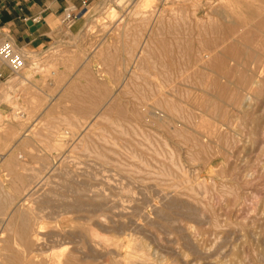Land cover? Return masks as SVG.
I'll return each mask as SVG.
<instances>
[{
    "label": "rangeland",
    "instance_id": "1",
    "mask_svg": "<svg viewBox=\"0 0 264 264\" xmlns=\"http://www.w3.org/2000/svg\"><path fill=\"white\" fill-rule=\"evenodd\" d=\"M111 1L91 0L85 19L74 25L70 31L59 28L55 32L53 43L43 50V53L38 54L26 51L30 60L33 63L36 62L33 64L34 68L40 64L42 70L37 69L35 70L36 73L32 70L34 68H30L31 65H27L19 73L20 77L11 76L5 83H0V138L4 141L6 137L12 135L11 129L17 128L18 130L15 135V137H18H13L14 140L10 139L11 143L5 149L2 148L0 142V154L5 155L6 158L10 151L15 150V147L19 149L24 144H27L25 154L22 153L20 155L23 157L20 162H25L24 164L30 163V166H27L25 170H17L16 175L22 176L19 178L9 174V170H5L2 166L0 167V180L3 184L5 183V188H9V193H13H10V196L17 198L15 195L18 193L14 192L20 191L18 194L19 198L12 205L10 204L6 213L12 215L15 207L21 208L22 204H24V208H22L25 211L28 208L31 210L35 208V211H33L37 212L36 215L39 218L42 216L40 218L42 221L37 226V230H42L43 232L40 231V234L45 237L41 238L39 234L40 237L38 238L43 242L35 243L33 248L32 246L28 247L25 252L28 258L25 256L26 259H23L19 254L24 248L23 244L19 242L18 238L16 239L13 236V232L9 231L10 234L6 230L8 228L1 225L3 218L0 217V237L3 239V242L0 240V251L3 253L0 252V262H5V264H23L26 262L25 264H29L33 260L35 263H39L52 257L51 253L55 254L58 251V255H63L65 251L63 253L62 249H67L66 253L75 249L76 255L83 264H106V261L107 264H110L109 262L111 261H119V258L122 261L121 259L128 252L137 253V251H139L141 256V253H147L149 258L154 257L155 260L157 259L156 263L160 261V264H264V0H147L148 2L143 8L136 4L139 0H126L122 8L112 6L113 4H110ZM129 4L132 5L130 6ZM135 7H139V9ZM108 8H114V11L118 12L116 16L115 12H113L114 15L109 14ZM137 12L138 14H136ZM8 38L11 39L10 37ZM160 43L164 50L160 48ZM135 52L138 56L135 55ZM198 52H200V56ZM202 55L207 58L203 59ZM131 56L135 57V59H132ZM89 61L91 65H89ZM171 62H175V65H171ZM202 62L205 63L204 66ZM52 63L57 65L56 70L58 71H56L57 74H55L56 76L54 75V78L51 72L55 73V71H51L53 68L49 66ZM194 63L196 65L199 64L194 68ZM169 65L170 69H168ZM163 69L168 75L163 72ZM169 74L173 75V77ZM28 75L30 78H28ZM166 75L170 78L169 80H167ZM21 76L24 77V80H21ZM61 76L62 80H59ZM203 76L205 78L209 76V78L201 79ZM182 77L186 81H183ZM158 78L162 80V83ZM158 80L159 83H157ZM252 80H260L259 82H262V85L260 83L259 88H256L251 85ZM169 81V85L173 87L167 85ZM148 85L154 88L149 89L150 86ZM202 85H204V88H202ZM159 86L162 87L163 92L167 88L165 94L168 93L170 98H173H171L172 101H178L175 103L176 105L179 103L177 106H183V111H179H182L180 113L182 115L179 114L178 119L176 117L174 119V126L177 128L179 125L178 131L180 133L175 134L178 136L176 139H173V135L162 133L159 130L160 128H156L157 126L152 124L151 121L153 120H150L151 116L148 114L152 113L153 102L155 96H157ZM206 89L209 92H206ZM149 90H155L153 91V93H156L154 94V99L152 97L153 93L149 92ZM168 90L173 91L172 93L176 95ZM136 91L140 92L141 95L138 92L136 93ZM181 91L187 93L190 91L189 93H192H188L191 95L188 101V94ZM240 92L246 93H241L243 96L249 95L248 97L252 101L246 111L248 118L242 113V110L236 107L234 102L236 101V93L238 96ZM184 94H187L186 97ZM201 94L203 95L201 96ZM241 94L240 96H242ZM111 95L112 97L110 98ZM134 96L139 98L140 101ZM199 96L201 97L199 98ZM140 97L142 99L144 97L146 103L143 100L141 104ZM203 98L207 100L204 101ZM208 98L210 99L208 100ZM111 100L112 103L117 102L112 104ZM149 100L152 105H150ZM215 100L217 102L219 100L220 107L218 103L215 105ZM200 101L202 102L199 103ZM115 104L116 106L114 107ZM180 104L182 105L180 106ZM206 107L208 111L213 109L211 112L209 111L210 114H207ZM146 109L148 112H144ZM95 112L101 113L103 116L95 114ZM136 113L138 117H136ZM192 114L193 116H191ZM199 114L203 117L199 116ZM194 115L196 116L195 119L193 118L195 117ZM184 116L186 117L184 118ZM199 117H202V120L205 118V120L202 121L200 118L199 121ZM109 119L110 121H108ZM181 119L184 122L189 120V124L193 125V127L195 126V129L191 128L189 124V126L186 125L187 121L184 124ZM194 121L196 123L200 122L201 125L204 122L207 125L211 122L208 125L209 127L206 124L203 125L204 130L202 126ZM20 125H22V128ZM70 125L73 129H71ZM197 125L199 126L196 127ZM181 127L183 128L182 130H180ZM199 128L202 133L199 132ZM207 129L209 133H206V135L203 131L206 132ZM185 130L190 131L191 135ZM63 131H69L68 140L65 139L61 143V150L51 151L52 149H49L50 145L55 143L54 140H56L57 134H62ZM186 132L188 133V139L185 137L187 135ZM24 135H28L31 139L23 137ZM52 135L56 136L53 137ZM36 136L37 138H35ZM219 137L220 139H218ZM102 138L107 139L106 142ZM159 139L171 141L166 140L164 142L161 140L164 143L167 142L164 144ZM102 142H105V144ZM185 143H187L186 146ZM83 144H86L84 149L87 150L82 148ZM168 144L170 145L168 146ZM163 145L165 147L167 145V147L165 148ZM202 145L204 148L201 147ZM206 145L207 147H205ZM168 147L169 149L167 150ZM93 151H95L94 154ZM98 152L102 157L100 154L97 156ZM95 154L97 158L93 156ZM169 161H173V163L171 162L170 165ZM165 167L166 169L168 167V170L170 169L171 171L168 172V170L163 169ZM134 168L136 169L134 170ZM162 169L166 172L162 171ZM156 172L161 174L168 172V174L161 175L159 173L163 178L159 177ZM170 173L172 176L169 175ZM166 177L173 179H167ZM168 180L169 182H167ZM88 183L90 184L88 185ZM22 184H25L24 187H22ZM12 185H15V188ZM27 185L29 186L26 187ZM16 188H19V190ZM28 188L30 189L28 190ZM99 189L104 193L101 190L99 191L100 193H97ZM229 189H234L232 190L233 193ZM120 190L122 192H119ZM123 190L126 191L123 192ZM191 190L193 192L190 194ZM76 191H80L81 194H75ZM126 192L129 193V196ZM45 193L46 196H44ZM103 194L108 196L104 197ZM166 196L169 201L166 200L167 198L163 199ZM3 197L5 196L2 195ZM113 200H116V202ZM78 203L82 204L79 205ZM101 203L103 206H101ZM208 203L209 206L207 205ZM0 204L4 206V203L0 202ZM105 204L106 206L109 205V207H106ZM58 206H63L66 213L63 207L58 208ZM70 206H82L86 211L74 214L71 213V210L67 211ZM104 206L108 209L103 208ZM38 207L39 209H36ZM95 207L97 209H94ZM131 210L136 212V214H133ZM90 211L91 216L89 215ZM99 211L101 213H98ZM138 213L141 215L139 216ZM99 214L105 217H99ZM96 215L97 217H94ZM46 216L49 219H46ZM75 218H78V220H75L76 222L73 221ZM69 219L71 220L69 221ZM125 220L126 222H123ZM44 223L49 225L45 226ZM85 224H87L86 226L91 224L92 235H97L98 237L94 238L99 242H97V245H93L94 251H91L88 255H82L79 250L81 248L80 245L84 242L83 236L80 235V228ZM22 225L19 222L15 230H22ZM42 225L43 227H41ZM134 228L136 229L134 230ZM1 230H4V232L2 231V233ZM56 234L58 237H56ZM113 234H116L117 237L118 235L120 236L119 238L115 236L116 238L114 237L113 240L111 238L114 236ZM104 235L108 236V239L106 237L103 239L102 236ZM124 235L127 237L125 238ZM135 235L141 237L140 242L142 241L141 243L137 242L136 245L135 243L139 241V237L136 238ZM121 236L124 243L120 242L124 244L123 246L119 244ZM4 238L9 239L4 240ZM105 238L109 244L112 243L110 248H108L109 251L102 249L103 245L101 243L102 241L104 242ZM109 238L113 242L115 241V247H113V242ZM48 239H50L52 245ZM116 239H119L118 242ZM143 240L144 242L146 241V246L148 244L147 248L143 247L145 246ZM68 242H71L70 245ZM131 242L134 244L133 249H131L133 246ZM58 246L63 248L59 249ZM116 246H118L117 250L121 253H118ZM129 246L130 248H127ZM69 247H72V249ZM135 247L139 250L134 251ZM77 248L79 249L77 250ZM3 249H7L5 257ZM140 249L141 251L144 249V251L141 252ZM32 250L34 251L31 252ZM51 250H54V252ZM59 250L61 251L60 253ZM107 252L115 253L110 256ZM147 254L145 256L146 259L148 258ZM137 255L135 254L136 259L134 261H139L140 255ZM97 257L101 259L99 260ZM149 258L147 259L148 262L155 264L153 262L154 258H150V261ZM135 263L138 264L139 262ZM140 263L142 264L143 262ZM143 264H147V262Z\"/></svg>",
    "mask_w": 264,
    "mask_h": 264
},
{
    "label": "bare ground",
    "instance_id": "2",
    "mask_svg": "<svg viewBox=\"0 0 264 264\" xmlns=\"http://www.w3.org/2000/svg\"><path fill=\"white\" fill-rule=\"evenodd\" d=\"M130 1V0H129ZM124 2H126V0H112L111 2H110V4L112 3L113 5L112 6H118V7H120V8H122V5H124L123 3ZM133 2V1H132ZM147 0H139L138 1V3H136L140 8H143L146 4H147ZM127 4V3H126ZM125 4V5H126ZM134 4V3H133ZM130 5V4H129ZM132 5V4H131ZM130 5V6H131ZM108 7V6H107ZM110 7V6H109ZM139 7L137 8V7H135L136 9H139ZM224 8V7H223ZM235 8V7H234ZM225 9H227V8H225ZM108 10L110 11V13L109 14H113L114 15V13L113 12H115L114 11V8L112 9V8H108ZM108 10H107V12H108ZM121 10V9H120ZM106 12V11H105ZM118 13V12H117ZM116 12H115V16H116V14H117ZM128 13V12H127ZM136 14H138V12L136 13ZM232 14H233V12H232ZM232 14H230V15H232ZM108 15V14H107ZM123 15V14H122ZM135 15V14H134ZM233 16H235V15H233ZM125 19V18H124ZM210 19V18H209ZM234 19H235V17H234ZM112 20H113V18H112ZM121 21H122V19H121ZM120 21V22H121ZM96 22V21H95ZM94 22V23H95ZM211 22V21H210ZM219 23V22H218ZM227 23V22H226ZM160 24V23H159ZM204 27V26H203ZM229 29V28H228ZM149 34V33H148ZM235 37V36H234ZM146 39V38H145ZM260 40V39H259ZM145 42V41H144ZM161 42V41H160ZM162 43H163V41H162ZM146 44H147V42H146ZM201 44V43H200ZM141 45V44H140ZM143 45H144V43H143ZM142 45V46H143ZM264 45V44H263ZM139 46V45H138ZM141 46V47H142ZM197 46V45H196ZM139 48V47H138ZM137 48V50H139ZM147 48V47H146ZM160 48L162 49L163 48V46L161 45V43H160ZM159 48V49H160ZM142 49H143V47H142ZM219 49V48H218ZM221 49V48H220ZM162 50H164V48L162 49ZM222 50V49H221ZM257 50V49H256ZM141 51V50H140ZM144 51V50H143ZM191 51V50H190ZM198 51V50H197ZM202 52H203V50H201ZM172 52V51H171ZM136 53V52H135ZM138 53H139V51H138ZM199 53V56H200V52H198ZM208 53V52H207ZM206 53V54H207ZM212 53V52H211ZM217 53V52H216ZM253 54V53H252ZM135 55H137V53L135 54ZM134 55V56H135ZM140 55H141V52H140ZM204 55V54H203ZM202 55V56H203ZM133 56V55H132ZM131 56V57H132ZM138 56V55H137ZM136 56V57H137ZM161 56V55H160ZM166 56V55H165ZM164 56V57H165ZM195 56H196V54H195ZM211 56V55H210ZM262 56V55H261ZM130 57V58H131ZM140 57V56H139ZM197 57V56H196ZM206 57V56H205ZM205 57L203 56L202 58L203 59H205ZM241 57V56H240ZM258 57V56H257ZM161 58H163V57H161ZM198 58V57H197ZM201 58V57H200ZM207 58V57H206ZM222 58V57H221ZM220 58V59H221ZM224 58V57H223ZM242 58V57H241ZM87 59H88V57H87ZM86 59V60H87ZM132 59H135V57H132ZM172 59V58H171ZM193 59V58H192ZM240 59V58H239ZM253 59V58H252ZM251 59V60H252ZM254 59H255V57H254ZM258 59H262V58H258ZM257 59V60H258ZM53 60V59H52ZM83 60V59H82ZM162 60V59H161ZM166 60V59H165ZM198 60V59H197ZM199 60H201V59H199ZM224 60V59H223ZM263 60V59H262ZM53 61H55V60H53ZM85 61V60H84ZM132 61V60H131ZM141 61V60H140ZM168 61V60H167ZM173 61V60H172ZM196 61V60H195ZM204 61V60H203ZM209 61V60H208ZM239 61V60H238ZM87 62V61H86ZM135 62H137L136 60H135ZM159 62V61H158ZM262 62V61H261ZM67 63V62H66ZM68 63H69V61H68ZM85 63V62H84ZM89 63H90V61H89ZM143 63V62H142ZM155 63V62H154ZM164 63H165V61H164ZM175 62H171L170 64L171 65H173ZM58 64V63H57ZM80 64V63H79ZM86 64V63H85ZM132 64V63H131ZM138 64V63H137ZM195 64V63H194ZM199 64V63H198ZM197 64V65H198ZM202 64H203V66H204V64L205 63H203L202 62ZM213 64V63H212ZM219 64V63H218ZM227 64V63H226ZM262 64H263V62H262ZM261 64V65H262ZM48 65V64H47ZM69 65V64H68ZM89 65H91V63L89 64ZM130 65V64H129ZM166 65V64H165ZM175 65V64H174ZM193 65V64H192ZM191 65V66H192ZM196 64L193 66L194 68H195V66H197ZM207 65V64H206ZM220 65H222V64H220ZM39 65H37L36 67H38ZM49 66H51L53 69H51V71L53 70V71H55V73L54 72H51V74L53 75V78H54V75L55 74H57L56 73V68H57V65L55 64V63H52L51 65H49ZM80 66H82V65H80ZM153 66H155V65H153ZM214 66H216V65H214ZM66 67V66H65ZM134 67V66H133ZM165 67H167V66H165ZM174 67V66H173ZM221 67V66H220ZM219 67V68H220ZM78 68H80V67H78ZM163 68V67H162ZM168 68V67H167ZM199 68V67H198ZM215 68V67H214ZM48 69V68H47ZM55 69V70H54ZM70 69H71V67H70ZM168 69H170V65H169V68ZM174 69H176L175 67H174ZM231 69V68H230ZM130 70H131V68H130ZM130 70H128V71H130ZM177 70V69H176ZM175 70V72H177ZM193 70V69H192ZM74 71V70H73ZM72 71V72H73ZM78 71V70H77ZM85 71V70H84ZM159 71H161V70H159ZM166 71V70H165ZM188 71V70H187ZM191 71V70H190ZM218 71V70H217ZM34 72H36V71H34ZM58 72V71H57ZM82 72V71H81ZM132 72V71H131ZM140 72H143V71H140ZM162 72V71H161ZM163 72H164V69H163ZM37 73V72H36ZM36 73H34V74H36ZM50 73V72H49ZM133 73V72H132ZM136 73V72H135ZM165 73V72H164ZM194 73V72H193ZM222 73V72H221ZM225 73V72H224ZM41 74V73H40ZM58 74H61V73H58ZM80 74V73H79ZM94 74V73H93ZM137 74V73H136ZM142 74H144V73H142ZM165 74H167V73H165ZM197 75H198V73H196ZM207 74V73H206ZM157 75H159V74H157ZM168 75V74H167ZM166 75V76H167ZM170 75V74H169ZM175 75V74H174ZM186 75V74H185ZM185 75H184V78H185ZM202 75V74H201ZM29 76V75H28ZM47 76V75H46ZM56 76V75H55ZM58 77H59V75H57ZM79 76V75H78ZM145 76V75H144ZM162 76V75H161ZM171 77H173V75H170ZM169 76V77H170ZM179 76H180V79H181V75L179 74ZM187 76H188V74H187ZM193 76V75H192ZM32 77V76H31ZM49 77V76H48ZM157 77V76H156ZM156 77H155V79H156ZM163 77H165V76H163ZM162 77V79L163 80H165V78H163ZM189 77V76H188ZM252 77V76H251ZM28 78H30V76L28 77ZM56 78V77H55ZM89 78V77H88ZM167 78H168V76H167ZM200 78V77H199ZM205 77L203 76V78L201 77V79H204ZM207 79L209 78V76H207L206 77ZM205 78V79H206ZM211 78V77H210ZM47 79V78H46ZM97 79V78H96ZM103 79V78H102ZM118 79V78H117ZM151 79V78H150ZM159 79V78H158ZM170 78H168L167 80H169ZM171 79H173V78H171ZM176 79H177V77H176ZM186 79V78H185ZM185 79H183V77H182V80L184 81ZM198 79V78H197ZM200 79V80H201ZM216 79V78H215ZM218 79V78H217ZM250 79V78H249ZM248 79V80H249ZM21 80H24V77H22L21 76ZM54 80V79H53ZM56 80H58V79H56ZM59 80H62V76H61V79L59 78ZM67 80V79H66ZM72 80V79H71ZM124 80V79H123ZM160 80V79H159ZM159 80H158V82L157 83H159ZM174 80V79H173ZM179 80V79H178ZM182 80H180L181 82H182ZM187 80V79H186ZM185 80V81H186ZM200 80H199V82H200ZM231 80V79H230ZM28 81H30V80H28ZM162 80H160V82H161ZM171 81V80H170ZM170 81L168 82V84L167 85H169V83H170ZM191 81V80H190ZM189 81V82H190ZM207 81V80H206ZM213 81V80H212ZM215 81V80H214ZM232 81V80H231ZM260 81V80H259ZM258 80L257 81H255V80H252L251 81V85H254L256 88L258 87L259 88V86H260V83H261V85H262V82H259ZM36 82V81H35ZM173 82V81H172ZM193 82V81H192ZM191 82V83H192ZM195 82V81H194ZM65 83V82H64ZM68 83V82H67ZM90 83H92V82H90ZM140 83V82H139ZM138 83V84H139ZM142 83H144V82H142ZM145 83H146V80H145ZM162 83V82H161ZM175 83V82H174ZM215 83V82H214ZM66 84V83H65ZM94 84V83H93ZM147 84V83H146ZM149 84V83H148ZM172 84V83H171ZM176 84V83H175ZM174 84V85H175ZM29 85H31L30 83H29ZM53 85V84H52ZM67 85V84H66ZM65 85V86H66ZM118 85V84H117ZM151 85V84H150ZM150 85H148V86H150ZM159 85V84H158ZM162 85V84H161ZM164 85V84H163ZM195 86H196V84H194ZM219 85H221V84H219ZM57 86V85H56ZM124 86H125V83H124ZM132 86V85H131ZM136 86V85H135ZM140 86V85H139ZM139 86H138V90L140 89L139 88ZM148 86H146V87H148ZM157 86V85H156ZM166 86V85H165ZM170 86V85H169ZM172 86V85H171ZM170 86V87H171ZM189 86H191V85H189ZM200 86V85H199ZM203 87L202 88H204V85H202ZM229 86V85H228ZM35 87V86H34ZM126 87V86H125ZM128 87V86H127ZM137 87V86H136ZM140 87H142V86H140ZM151 87V86H150ZM149 87V89H153L152 87L150 88ZM168 87V86H167ZM173 87V86H172ZM177 87H178V85H177ZM206 87H207V85H206ZM227 87V86H226ZM230 87V86H229ZM143 88V87H142ZM169 88V87H168ZM212 88V87H211ZM220 88V87H219ZM98 89V88H97ZM134 89V88H133ZM157 89H158V87H157ZM163 89H164V87H163ZM166 90H165V92L167 91V88H165ZM189 89V88H188ZM187 89V90H188ZM193 89H194V87H193ZM200 89V88H199ZM209 89V88H208ZM213 89H214V87H213ZM156 90V89H155ZM155 90H153V91H155ZM175 90V89H174ZM189 90H191V89H189ZM203 90V89H202ZM225 90V89H224ZM140 91H142V90H140ZM145 91V90H144ZM153 91L152 90H149V92H151V93H153ZM157 91V90H156ZM164 91V90H163ZM162 91V87H160L159 86V89H158V91H157V96H155V100H154V102H153V105L154 106H152V113L150 114V113H148L151 117H150V120H153V121H151L152 122V124H154L155 126H157L156 128H160L159 130H161L162 131V133L164 132L165 134H167V135H173V139H176L178 136H176L177 135V133H179V125H178V129L174 126L175 125V122H174V119H175V117H176V119H178L177 117H178V115L180 114V113H182V111H183V106L182 107H179V106H177L179 103H177V105L175 104L176 102H178V101H175L174 102V100L172 101V99L170 98V95H168V93H166L165 94V92H163ZM168 91H170L171 93L173 92V91H171V90H168ZM208 90L206 89V92H207ZM220 91H222V89H220ZM130 92H131V90H130ZM138 91H136V93H137ZM148 92V93H149ZM178 92V91H177ZM177 92H175V93H177ZM181 92H185V91H181ZM190 92V91H189ZM188 92V93H189ZM209 92V91H208ZM118 93V92H117ZM132 93V92H131ZM130 93V94H131ZM138 93H140V92H138ZM143 93V92H142ZM147 93V94H148ZM185 93H187V92H185ZM187 93V94H188ZM213 93V92H212ZM242 92H240L239 93V95L237 96V93H236V101H234V99H232L234 102H235V104H236V107H238L240 110H242V113L243 114H245V116H246V111L248 110V108H249V103L250 102H252L251 101V99H250V97H248V96H243L242 94H246V93H242ZM44 94V93H43ZM104 94V93H103ZM111 94V93H110ZM133 94V93H132ZM147 94H146V96H147ZM154 94H156V93H153V99H154ZM172 94H174V93H172ZM181 94V93H180ZM186 94V95H187ZM189 94H192V93H189ZM188 94V99H187V101L189 100V97L191 96V95H189ZM195 94V93H194ZM218 94V93H217ZM240 94L242 95V96H240ZM124 95V94H123ZM127 95V94H126ZM135 95V94H134ZM139 95V94H138ZM140 95H141V93H140ZM139 95V96H140ZM174 95H176V94H174ZM185 95V94H184ZM186 95H185V97H186ZM203 94H201V96H202ZM206 95V94H205ZM223 95V94H222ZM225 95V94H224ZM232 95V94H231ZM258 95V94H257ZM107 96V95H106ZM137 96V95H136ZM136 96H134V97H136ZM144 96V95H143ZM150 96V95H149ZM183 96V95H182ZM201 96H199V98L201 97ZM84 97V96H83ZM112 97V95L110 96V98ZM142 97V96H141ZM140 97V98H141ZM181 97V96H180ZM185 97H182V98H185ZM193 97V96H192ZM196 97V96H195ZM194 97V98H195ZM219 97H221V96H219ZM218 97V98H219ZM257 97V96H256ZM259 97V96H258ZM91 98V97H90ZM103 98V97H102ZM101 98V99H102ZM105 98V97H104ZM137 98V97H136ZM181 98V99H182ZM197 98V97H196ZM198 98V99H199ZM207 98V97H206ZM218 98H216V99H218ZM51 99V98H50ZM137 99H139V98H137ZM153 99H152V101H153ZM204 99V98H203ZM210 98H208V100H209ZM52 100V99H51ZM115 100H117V99H115ZM136 100V99H135ZM144 100V102L146 101L145 100V98L143 97V99L141 98V104H142V101ZM151 100V99H150ZM149 100V101H150ZM191 100H192V98H191ZM205 100H207V99H204V101ZM53 101V100H52ZM113 101H114V99H113ZM136 101H138V100H136ZM139 101H140V99H139ZM138 101V102H139ZM216 101V100H215ZM214 101V102H215ZM104 102V101H103ZM102 102V103H103ZM107 102H110V101H107ZM106 102V103H107ZM117 101H115V102H113L112 103V100H111V103L112 104H114V103H116ZM202 101H200L199 103H201ZM209 102H211V101H209ZM213 102V103H214ZM218 102H219V100H218ZM217 101H216V104L215 105H217V103H218ZM106 103H104L105 105H106ZM140 103V102H139ZM146 103V102H145ZM152 102L150 101V105H152L151 104ZM194 103V102H193ZM206 103V102H205ZM204 103V104H205ZM231 103H233V102H231ZM103 104V105H104ZM120 104V103H119ZM119 104H117L118 106H119ZM132 104V103H131ZM203 104V105H204ZM207 105H208V103H206ZM108 105V104H107ZM122 105V104H121ZM139 105V104H138ZM182 104H180V106H181ZM193 105V104H192ZM195 105H196V102H195ZM206 105V106H207ZM100 106V105H99ZM113 106V105H112ZM111 106V107H112ZM116 106V104L114 105V107ZM135 106H137V105H135ZM145 106V105H144ZM185 106H187V105H185ZM210 106V105H209ZM218 106L220 107V105H219V103H218ZM97 107H98V105H97ZM126 107V106H125ZM133 107V106H132ZM148 107V106H147ZM205 107V106H204ZM208 107V106H207ZM205 108L206 110L208 109V108ZM213 107V106H212ZM218 107V108H219ZM106 108V107H105ZM113 108V107H112ZM121 108H122V106H121ZM120 108V109H121ZM130 108V107H129ZM134 108V107H133ZM142 108V107H141ZM182 108V109H181ZM185 108V107H184ZM211 108V107H210ZM137 109V108H136ZM143 109V108H142ZM150 109V108H149ZM188 110H189V108H187ZM202 109V108H201ZM212 109V108H211ZM110 110V109H109ZM113 110H114V108H113ZM113 110H112V112H113ZM127 110V109H126ZM180 110H182L181 112H179ZM185 111H186V109H184ZM192 110V109H191ZM213 110V109H212ZM211 110V111H212ZM250 110V109H249ZM121 112H122V109L120 110ZM130 111V110H129ZM131 111H132V109H131ZM147 111V109L146 110H144V112H146ZM193 111V110H192ZM210 111V110H209ZM209 111L207 110V114H210L209 113ZM210 111V112H211ZM97 112V111H96ZM95 112V114H98V115H100L99 113H96ZM101 112V111H100ZM117 112V111H116ZM127 112V111H126ZM125 112V113H126ZM148 112V111H147ZM194 112V111H193ZM198 112V111H197ZM204 112V111H203ZM215 112V111H214ZM240 112V111H239ZM249 112V111H248ZM120 113V112H119ZM142 113V112H141ZM186 113V112H185ZM194 113H196V112H194ZM184 114V113H183ZM206 114V113H205ZM248 114H250V113H248ZM102 116H103V114H101ZM118 115V114H117ZM122 115V114H121ZM129 115V114H128ZM135 115V114H134ZM133 115V116H134ZM136 115H137V113H136ZM147 115V114H146ZM180 115H182V114H180ZM187 115V114H186ZM195 115H198V114H195ZM194 115V116H195ZM201 114H199V116H200ZM143 116V115H142ZM191 116H193V114L191 115ZM202 116V115H201ZM214 116V115H213ZM213 116H212V118H213ZM224 116V115H223ZM222 116V117H223ZM231 116V115H230ZM239 116V115H238ZM135 117V116H134ZM134 117H133V119H134ZM136 117H138V115L136 116ZM147 117V116H146ZM180 117V116H179ZM186 116H184V118H185ZM203 117V116H202ZM202 117H199V121H200V118H201V120H202ZM247 117V116H246ZM96 118V117H95ZM94 118V119H95ZM152 118V119H151ZM183 118V119H184ZM190 118V117H189ZM194 119L196 118V116L195 117H193ZM225 118H226V116H225ZM248 118V117H247ZM143 119V118H142ZM146 119V118H145ZM149 120V121H150ZM186 120V119H185ZM191 121H192V119H190ZM203 120H205V118L203 119ZM202 120V121H203ZM206 120H209V119H206ZM238 120V119H237ZM88 121V120H87ZM108 121H110V119L108 120ZM135 121H138V120H135ZM180 121V120H179ZM181 121H183L182 119H181ZM187 121V124L185 123ZM185 122H184V124H186V125H188L190 122H189V120H186ZM232 121V120H231ZM239 121V120H238ZM86 122V121H85ZM182 122V123H183ZM195 123H196V121H194ZM211 122V121H210ZM210 122H209V124H210ZM91 123V122H90ZM109 123V122H108ZM111 123H113V122H111ZM110 123V124H111ZM144 123H145V121H144ZM180 123V122H179ZM178 123V124H179ZM191 123H193V122H191ZM194 123V124H195ZM208 123V122H207ZM222 123H224V122H222ZM239 123V122H238ZM244 123V122H243ZM78 124H79V122H78ZM126 124V123H125ZM196 124H199L200 126H202V128H203V125H205L206 124V122H204V124L203 125H201L200 124V122L198 123H196ZM208 124V125H209ZM90 125V124H89ZM119 125V124H118ZM136 125V124H135ZM173 125V126H172ZM189 125H191V124H189ZM188 125V126H189ZM199 125H197L196 127H198ZM207 125V124H206ZM207 125V126H208ZM239 125V124H238ZM22 125H20V127H21ZM85 126H86V124H85ZM87 126H88V124H87ZM113 126V125H112ZM153 126V125H152ZM177 126V125H176ZM254 126V125H253ZM70 127H71V125H70ZM82 127V126H81ZM92 127V126H91ZM120 127V126H119ZM118 127V128H119ZM137 127V126H136ZM193 127V125H191V128ZM195 127V126H194ZM193 127V128H194ZM206 127V126H205ZM209 127V126H208ZM221 127V126H220ZM229 127V126H228ZM242 127V126H241ZM19 128V127H18ZM22 128V127H21ZM56 128V127H55ZM65 128H66V126H65ZM88 128V127H87ZM131 128V127H130ZM264 128V127H263ZM20 129V128H19ZM71 129H73L72 127H71ZM183 128L181 127V129L180 130H182ZM195 129V128H194ZM204 129V128H203ZM202 129V130H203ZM66 130V129H65ZM119 130H121V129H119ZM132 130V129H131ZM190 130H192V129H190ZM197 130H198V128H197ZM199 130H200V128H199ZM205 130V129H204ZM213 130H214V128H213ZM218 130V129H217ZM233 130V129H232ZM264 130V129H263ZM61 131V130H60ZM185 131H187V130H185ZM207 131H208V129H207ZM205 132V131H203L205 134L206 133H209V131L208 132ZM215 131H216V129H215ZM241 131V130H240ZM18 132V130H17V128H13V129H11V136L9 135L8 137H6L5 138V140L3 141L1 138H0V142H1V145H2V148L3 149H5L10 143H11V140L13 139V137H15V135H16V133ZM69 132V131H68ZM68 132H66V131H63V133L62 134H57V136L56 135H54V136H56L55 138H56V140H54L55 141V143L54 144H52V145H50V147H49V149H52L51 151H53V150H61V148H62V142H64V140L65 139H67L68 140V136H69V133ZM83 132H84V128H83ZM126 132V131H125ZM182 132H184V131H182ZM190 135H191V133H190V131H187ZM186 132V133H187ZM194 132V131H193ZM199 132H201V130L199 131ZM210 132H211V130H210ZM58 133V132H57ZM120 133V132H119ZM147 133V132H146ZM185 133V134H186ZM188 133H187V135L185 136L186 137V139H188L187 137H188ZM202 133V132H201ZM251 133V132H250ZM72 134V133H71ZM81 134H82V132H81ZM134 134H136V133H134ZM133 134V135H134ZM141 134V133H140ZM145 134V133H144ZM154 134V133H153ZM176 134V135H175ZM180 134V133H179ZM181 134H183V133H181ZM221 134V133H220ZM72 135H74V134H72ZM121 135H124V134H121ZM125 135H127V134H125ZM124 135V136H125ZM164 135V134H163ZM184 135V134H183ZM183 135H180V136H183ZM189 135V136H190ZM207 135V134H206ZM214 135V134H213ZM53 136V135H52ZM53 136V137H54ZM95 136V135H94ZM156 136V135H155ZM159 136V135H158ZM165 136V135H164ZM174 136H176V137H174ZM179 136V137H180ZM200 136V135H199ZM208 136H211V135H208ZM219 136V135H218ZM2 137V136H1ZM16 137H18V136H16ZM15 137V138H16ZM23 137H28V138H30L28 135H24ZM34 137V136H33ZM87 137V136H86ZM144 137V136H143ZM152 137V136H151ZM171 137V136H170ZM184 137V136H183ZM191 137H193V136H191ZM21 138V137H20ZM35 138H37V136L35 137ZM54 138V139H55ZM83 138V137H82ZM159 138H160V136H159ZM161 138H162V135H161ZM164 138V137H163ZM167 138V137H166ZM195 138V137H194ZM11 139V140H10ZM31 139V138H30ZM103 139V138H102ZM165 139V138H164ZM178 139H180V138H178ZM182 139V138H181ZM180 139V140H181ZM191 141H192V139L191 138H189ZM196 139V138H195ZM194 139V140H195ZM218 139H220V137L218 138ZM224 139V138H223ZM2 140V141H1ZM14 140V139H13ZM20 140V139H19ZM103 140H105V139H103ZM107 140V139H106ZM106 140H105V142H106ZM110 140V139H109ZM142 140V139H141ZM146 140H148V139H146ZM160 140V139H159ZM158 140V141H159ZM162 140V139H161ZM160 140V142L161 143H164L166 140H168V139H166V140H162V141H164V142H162ZM189 140V141H190ZM216 140H217V138H216ZM236 140V139H235ZM85 141V140H84ZM98 141V140H97ZM111 141V140H110ZM145 141V140H144ZM169 141V140H168ZM171 141V140H170ZM169 141V142H170ZM174 141V140H173ZM177 141V140H176ZM186 141H188V140H186ZM188 141V142H189ZM18 142V141H17ZM30 142V141H29ZM78 142H79V140H78ZM100 142V141H99ZM105 142H102V143H104L105 144ZM112 142V141H111ZM153 142V141H152ZM178 143H179V141H177ZM176 142V143H177ZM194 143H195V141H193ZM234 142V141H233ZM241 142V141H240ZM65 143H66V141H65ZM85 143V142H84ZM108 143V142H107ZM112 143H114V142H112ZM158 143V142H157ZM156 143V144H157ZM167 143V142H166ZM166 143H164V144H166ZM173 143V142H172ZM175 143V144H176ZM178 143H177V145H178ZM181 143L183 144V142L181 141ZM193 143V144H194ZM217 143H218V140H217ZM220 143V142H219ZM221 143H222V141H221ZM67 144V143H66ZM82 144V143H81ZM135 144V143H134ZM174 144V143H173ZM180 144V143H179ZM186 144L187 143H185V146H186ZM190 144H192V142H190ZM71 145H72V143H71ZM86 145V144H85ZM84 144H83V147H82V145H81V147L84 149V148H86V147H84L85 146ZM88 145V144H87ZM137 145V144H136ZM170 144H168V146H169ZM216 145V144H215ZM28 145L27 144H24L23 145V147H21V148H19V149H17V147H15V150H12V151H10L9 152V154L6 156V158H5V155H1L0 154V156H1V158H0V161H1V163H0V167L2 166V168H4L5 170H9V174H13L14 175V177H16L17 175H16V172H17V170H25V168H27V166H30L29 164H24L23 162H20L21 161V159H23V157L22 156H20L22 153L23 154H25V150H26V147H27ZM142 146V145H141ZM164 147H165V145H163ZM182 146H184V145H182ZM184 146V147H185ZM191 146V145H190ZM189 146V147H190ZM1 147V146H0ZM124 147V146H123ZM154 147V146H153ZM166 147H167V145H166ZM165 147V148H166ZM188 147V146H187ZM199 148H201V147H203L204 148V146L202 145L201 147L200 146H198ZM205 147H207V145L205 146ZM215 147V146H214ZM64 148V147H63ZM140 148H142V147H140ZM145 148V147H144ZM158 148H159V146H158ZM177 148V147H176ZM225 148H226V146H225ZM230 148V147H229ZM17 149V150H16ZM73 149V148H72ZM75 149V148H74ZM143 149V148H142ZM160 149V148H159ZM169 149V147L167 148V150ZM171 149V148H170ZM213 149V148H212ZM84 150H87V149H84ZM220 150V149H219ZM232 150V149H231ZM97 151H99V150H97ZM155 151V150H154ZM161 152H162V150H160ZM170 151H172V150H170ZM198 152H199V150H197ZM202 151H204V150H202ZM81 152V151H80ZM94 152L95 151H93V154H94ZM156 152H157V150H156ZM28 153V152H27ZM92 153V152H91ZM122 153V152H121ZM150 153V152H149ZM158 153V152H157ZM156 153V154H157ZM29 154V153H28ZM89 154V153H88ZM99 152H98V155L97 156H99ZM102 154H104V153H102ZM168 154H171V153H168ZM219 154V153H218ZM89 155H91V154H89ZM89 155H87L88 157H89ZM101 155V154H100ZM164 155V154H163ZM2 156H4V157H2ZM30 156V155H29ZM94 157H96V154L95 155H93ZM103 156H105V154L103 155ZM101 157H102V155H101ZM157 157V156H156ZM86 158V157H85ZM97 158V157H96ZM230 158V157H229ZM47 159H49V158H47ZM46 159V160H47ZM92 159V158H91ZM165 159V158H164ZM45 160V161H46ZM95 160V159H94ZM108 160V159H107ZM107 160L105 161L106 162V164H107ZM132 160V159H131ZM130 160V161H131ZM171 160V159H170ZM197 160V159H196ZM230 160V159H229ZM49 161V160H48ZM133 161V160H132ZM140 161V160H139ZM168 161V160H167ZM141 162V161H140ZM144 162V161H143ZM173 163V161H169L168 163L170 164V163ZM73 163V162H72ZM115 163V162H114ZM114 163H113V165H114ZM139 163V162H138ZM155 163V162H154ZM82 164V163H81ZM143 164V163H142ZM171 165V164H170ZM67 166V165H66ZM84 166V165H83ZM110 166V165H109ZM166 166V165H165ZM76 167V166H75ZM163 167V166H162ZM178 167V166H177ZM122 168V167H121ZM150 168V167H149ZM53 169H55V168H53ZM64 169V168H63ZM65 169H67L68 170V168H65ZM136 168H134V170H135ZM163 169H166V167L165 168H163ZM162 169V171H165V170H163ZM118 170V169H117ZM168 170V167H167V169H166V171ZM184 170V169H183ZM27 171V170H26ZM65 171V170H64ZM68 171H70V170H68ZM140 171V170H139ZM138 171V172H139ZM165 171V172H166ZM169 171H171L170 169L168 170V172ZM187 171V170H186ZM220 171H222V169H220ZM50 172V171H49ZM168 172L165 174L164 172L162 173L163 175L165 174V175H167L168 174ZM180 172V171H179ZM224 172V171H223ZM226 172V171H225ZM237 172V171H236ZM239 172V171H238ZM20 173V172H19ZM22 173V172H21ZM63 173V172H62ZM68 173V172H67ZM107 173V172H106ZM120 173V172H119ZM156 173H158V172H156ZM160 173V172H159ZM159 173L157 174V175H159ZM38 174V173H37ZM91 174V173H90ZM127 174V173H126ZM138 174V173H137ZM161 174V173H160ZM161 174V175H162ZM65 175V174H64ZM69 175H70V173H69ZM68 175V176H69ZM94 175V174H93ZM129 175V174H128ZM139 175V174H138ZM140 175H142V173H140ZM161 175H159V177L161 176ZM170 176H172L171 175V173L169 174ZM226 175V174H225ZM238 175V174H237ZM236 175V176H237ZM243 175V174H242ZM248 175V174H247ZM67 176V177H68ZM180 176V175H179ZM220 176V175H219ZM18 178L19 177H22L21 175L19 176H17ZM72 177V176H71ZM94 177V176H93ZM161 177H163V176H161ZM196 177V176H195ZM235 177V176H234ZM245 177V176H244ZM247 177H250V176H247ZM18 178H16V179H18ZM28 178V177H27ZM164 178V177H163ZM167 178V177H166ZM169 178V177H168ZM167 178V179H168ZM187 178V177H186ZM199 178V177H198ZM231 178V177H230ZM238 178V177H237ZM237 178H236V180H237ZM14 179V178H13ZM15 179V180H16ZM35 179H36V177H35ZM48 179V178H47ZM73 179H75V178H73ZM169 179H173V178H169ZM175 179V178H174ZM31 181H32V179H30ZM34 180V179H33ZM125 180V179H124ZM130 180V179H129ZM164 180V179H163ZM179 180V179H178ZM183 180H185V179H183ZM20 181V180H19ZM18 181V182H19ZM74 181V180H73ZM133 181H134V179H133ZM232 181H233V179H232ZM141 182H142V180H141ZM144 182V181H143ZM156 182V181H155ZM158 182H160V181H158ZM167 182H169V180L167 181ZM187 182V181H186ZM196 182V181H195ZM201 182H203V181H201ZM107 183V182H106ZM116 183V182H115ZM173 183V182H172ZM226 183V182H225ZM236 183V182H235ZM19 184H21V182H19ZM18 184V185H19ZM30 184V183H29ZM38 184V183H37ZM36 184V185H37ZM40 184V183H39ZM84 184V183H83ZM90 183H88V185H89ZM181 184V183H180ZM184 184V183H183ZM189 184V183H188ZM197 184V183H196ZM248 184V183H247ZM23 185V184H22ZM25 185V184H24ZM24 185L22 186V187H24ZM34 185V184H33ZM104 185V184H103ZM176 185H177V183H176ZM238 185V184H237ZM13 186V185H12ZM15 186V185H14ZM13 186V187H14ZM29 185H27L26 187H28ZM32 186V185H31ZM114 186V185H113ZM117 186V185H116ZM130 186V185H129ZM167 187H168V185H166ZM189 186V185H188ZM200 186H203V185H200ZM205 186V185H204ZM225 186V185H224ZM223 186V187H224ZM73 187H74V185H73ZM121 187V186H120ZM197 187V186H196ZM212 187V186H211ZM222 187V188H223ZM227 187V186H226ZM249 187V186H248ZM15 188V187H14ZM13 188V189H14ZM69 188V187H68ZM71 188H72V186H71ZM70 188V189H71ZM153 188V187H152ZM180 188H181V185H180ZM205 188V187H204ZM225 188V187H224ZM9 188H5V183L3 184V182L0 180V202L1 203H4V206L3 205H1L0 204V217L1 218H3V221H2V226H4V227H6V228H8V229H6L8 232L10 231L12 234H13V236L17 239L18 238V240H19V242L21 243V244H23V250H22V252L21 253H19L20 254V256L24 259H26V255H25V252H26V250L28 249V247H30V246H32V248H33V245L35 244V243H39V241L40 242H43V241H41L38 237H40L41 236V232L40 231H42V230H40V231H38L37 230V226L40 224V222L42 221V220H40V218L42 217H38L37 215H36V213L37 212H34L35 210V208L33 209V210H31L30 208H28V210L27 211H25L23 208V206H24V204H22V207L21 208H19V207H15V210H13V213H12V215H10V214H7L6 213V211L8 210V208H9V206H10V204L12 205L16 200H17V198H19V196H18V194H19V192L18 191H15L14 193H18L17 195H15V196H17V198L16 197H13L12 195L10 196V193L11 194H13L12 192H10L9 193V190H8ZM17 190H19V188H16ZM26 189V188H25ZM30 188H28V190H29ZM85 189V188H84ZM98 189V188H97ZM101 189H103V188H101ZM101 189H99L98 191H97V193H100L99 191L101 190ZM126 189V188H125ZM226 189V188H225ZM15 190V189H14ZM14 190H12V191H14ZM23 190H24V188H23ZM22 190V191H23ZM105 190V189H104ZM127 190V189H126ZM125 190V191H126ZM188 190V189H187ZM229 190H231V192H232V190H234V189H229ZM228 190V191H229ZM25 191V190H24ZM33 191V190H32ZM69 191V190H68ZM71 191V190H70ZM74 191V190H73ZM124 190H123V192H125ZM205 191V190H204ZM82 193H83V191H81ZM101 192H103L102 190H101ZM117 192V191H116ZM119 192H122V190H120ZM158 192V191H157ZM191 192H193L192 190L190 191V194H191ZM211 192V191H210ZM230 192V191H229ZM25 193V192H24ZM81 194L80 193V191H76L75 192V194ZM88 194H90L89 192H87ZM95 193H96V191H95ZM104 193V192H103ZM105 193H106V191H105ZM202 193V192H201ZM212 193V192H211ZM227 193V192H226ZM233 193V192H232ZM126 194L128 195L129 193H127L126 192ZM131 194V193H130ZM203 194V193H202ZM222 194V193H221ZM2 195L3 196H5V197H3L2 198ZM32 195V194H31ZM74 195V194H73ZM97 195H99V194H97ZM132 195V194H131ZM166 195V194H165ZM164 195V196H165ZM235 195V194H234ZM241 195V194H240ZM23 196V195H22ZM44 196H46V193H45V195ZM90 196V195H89ZM102 196V195H101ZM103 196L105 197V196H108V195H104L103 194ZM129 196V195H128ZM170 196V195H169ZM29 197V196H28ZM32 197V196H31ZM64 197V196H63ZM83 197V196H82ZM88 197V196H87ZM94 197V196H93ZM110 197V196H109ZM132 197V196H131ZM182 197V196H181ZM186 197V196H185ZM210 197V196H209ZM231 197H233V196H231ZM53 198V197H52ZM57 198V197H56ZM55 198V199H56ZM62 198V197H61ZM66 199H69V198H67V197H65ZM74 198V197H73ZM100 198V197H99ZM103 198V197H102ZM108 198V197H107ZM111 198V197H110ZM129 198V197H128ZM157 198H158V196H157ZM165 198H167V196L166 197H164L163 199H165ZM31 199V198H30ZM37 199V198H36ZM103 199H105V198H103ZM102 199V200H103ZM130 199V198H129ZM137 199H139V198H137ZM187 199H189V198H187ZM232 199H234V198H232ZM72 200V199H71ZM70 200V201H71ZM99 200H101V199H99ZM121 200V199H120ZM166 200H168V198L166 199ZM236 200V199H235ZM33 201V200H32ZM46 201V200H45ZM64 201V200H63ZM68 201V200H67ZM113 201H115L116 202V200H113ZM144 201V200H143ZM169 201V200H168ZM233 201V200H232ZM29 202V201H28ZM50 202V201H49ZM107 202V201H106ZM121 202V201H120ZM128 202V201H127ZM134 202V201H133ZM142 202V201H141ZM141 202H140V204H141ZM194 202H196V201H194ZM52 203V202H51ZM75 203V202H74ZM123 203H124V201H123ZM44 204V203H43ZM46 204H47V202H46ZM60 204V203H59ZM79 204V203H78ZM82 204V203H81ZM81 204H79V205H81ZM104 204V203H103ZM107 204V203H106ZM106 204H105V206H106ZM110 204H111V202H110ZM136 204V203H135ZM145 204V203H144ZM147 204V203H146ZM48 205V204H47ZM77 205V204H76ZM208 206H209V203L207 204ZM38 206V205H37ZM39 206H41L40 204H39ZM44 206V205H43ZM86 206V205H85ZM84 206V207H85ZM91 206V205H90ZM90 206H89V208H90ZM101 206H103L102 205V203H101ZM103 207V208H106V207H109V205L108 206H106V207ZM137 206H139V205H137ZM12 207V206H11ZM60 207H63V206H60ZM59 206H58V208H60ZM88 207V206H87ZM98 207V206H97ZM97 207H95L94 209H97ZM100 207V206H99ZM141 207V206H140ZM171 207H173V206H171ZM180 207V206H179ZM57 208V207H56ZM64 208V207H63ZM86 208V207H85ZM36 209H39V207L38 208H36ZM45 209V208H44ZM54 209V208H53ZM87 209V208H86ZM106 209H108V208H106ZM168 209V208H167ZM182 209V208H181ZM60 210V209H59ZM64 210H65V208H64ZM68 210H71V213H74V214H80V213H82V212H84V211H86L82 206H70V208L69 209H67V211ZM100 210V209H99ZM212 210V209H211ZM45 211V210H44ZM61 211V210H60ZM101 211V210H100ZM98 212V213H101V212ZM120 211H121V209H120ZM127 211V210H126ZM131 211H133V210H131ZM161 211V210H160ZM199 211V210H198ZM92 212H93V208H92ZM96 212V211H95ZM124 212V211H123ZM122 212V213H123ZM142 212V211H141ZM141 212H139V213H141ZM179 212V211H178ZM212 212V211H211ZM51 213V212H50ZM57 213V212H56ZM65 213H66V210H65ZM110 213V212H109ZM118 213V212H117ZM121 213V214H122ZM130 213V212H129ZM132 213V212H131ZM136 214V212H134L133 211V214ZM139 213H138V215H139ZM199 213V212H198ZM61 214V213H60ZM108 214V213H107ZM159 214V213H158ZM163 214V213H162ZM39 215H40V213H39ZM90 216H91V211H90V214H89ZM103 215H104V213H103ZM103 215L101 216V214H99V217H103ZM141 215V214H140ZM139 215V216H140ZM49 216V215H48ZM48 216H46V219L48 218ZM70 216V215H69ZM76 216V215H75ZM81 216V218H83L82 217V215H80ZM110 216H112V215H110ZM144 216V215H143ZM158 216V215H157ZM184 216V215H183ZM53 217H54V215H53ZM94 217H97V215L96 216H94ZM105 217V216H104ZM103 217V218H104ZM127 217V216H126ZM164 217V216H163ZM192 217V216H191ZM45 218V217H44ZM43 218V219H44ZM49 218H50V216H49ZM48 218V219H49ZM73 218H74V216H73ZM87 218V217H86ZM89 218V217H88ZM92 218V217H91ZM90 218V219H91ZM54 219V218H53ZM84 219H85V217H84ZM106 219V218H105ZM104 219V220H105ZM45 220V219H44ZM71 219H69V221H70ZM75 220H78V218H75L73 221H75ZM86 220V219H85ZM89 220V219H88ZM116 220V219H115ZM123 220V219H122ZM134 220H136V219H134ZM166 220H168V219H166ZM58 221H59V219H58ZM87 221V220H86ZM102 221H103V219H102ZM105 221H107V220H105ZM21 223V224H23L22 226H23V228H22V230H15V229H17V228H15L16 226H17V224L18 223ZM53 222V221H52ZM76 222V221H75ZM82 222V221H81ZM123 222H126V220L125 221H123ZM128 222H130V221H128ZM55 223V222H54ZM84 223V222H83ZM107 223H109V222H107ZM45 224V226H47V224L48 223H44ZM112 224H114V223H112ZM120 224V223H119ZM146 224V223H145ZM148 224V223H147ZM172 224V223H171ZM183 224V223H182ZM213 224V223H212ZM49 225V224H48ZM51 225V224H50ZM55 225V224H54ZM87 224H85L84 226H82L81 228H80V235H82L83 236V238H84V242L80 245V249L79 248H77V250L79 249L80 251H81V253H82V255H88V253H90L91 251H94V249H93V245H97V240L94 238V237H96L97 235H96V232H95V235L96 236H94V235H92V232H91V228H90V226H91V224H88V226H86ZM117 225V224H116ZM121 225V224H120ZM60 226V225H59ZM41 227H43V225L41 226ZM70 227V226H69ZM100 227H102L101 225H100ZM124 227V226H123ZM56 228V227H55ZM78 228V227H77ZM132 228V227H131ZM140 228V227H139ZM147 228V227H146ZM10 229V230H9ZM52 229V228H51ZM58 229V228H57ZM136 228H134V230H135ZM5 230V231H6ZM98 230V229H97ZM117 230H119V229H117ZM131 230V229H130ZM138 230V229H137ZM136 230V231H137ZM4 232V230H1V232ZM6 231V232H7ZM64 231V230H63ZM99 231V230H98ZM125 231H126V229H125ZM129 231V230H128ZM2 232V233H3ZM9 232V233H10ZM43 232V231H42ZM67 232V231H66ZM139 232V231H138ZM149 232V231H148ZM189 232V231H188ZM10 233V234H11ZM121 233H123L122 231H121ZM120 233V234H121ZM126 233V232H125ZM197 233H198V231H197ZM39 234H40V236H39ZM69 234V233H68ZM130 234V233H129ZM145 234V233H144ZM147 234V233H146ZM194 234V233H193ZM1 235V234H0ZM44 235V234H43ZM47 235V234H46ZM114 235V234H113ZM118 235V234H117ZM126 235H127V233H126ZM126 235H124L125 236V238L127 237ZM54 236V235H53ZM52 236V237H53ZM66 237H68L67 235H65ZM116 236V234L113 236V237H111V238H113V240H114V237ZM119 236L120 235H118V237L117 238H119ZM130 236V235H129ZM132 237H133V235H131ZM136 236V235H135ZM192 236V235H191ZM7 237V236H6ZM44 237V236H43ZM42 236H41V238H43ZM50 237V236H49ZM49 237H47V238H49ZM55 237V236H54ZM53 237V238H54ZM56 237H58L57 236V234H56ZM79 237V236H78ZM98 237V236H97ZM104 237H106L105 235L104 236H102V238L104 239ZM115 237V238H116ZM139 237V236H138ZM137 236H136V238H138ZM45 238V237H44ZM69 238V237H68ZM107 239H108V236L106 237ZM105 238V240H104V242L102 241V243H101V241H100V243L103 245V248L102 249H107L108 250V248H110V244H112V243H108V241H107V239ZM111 238H109L110 240H111ZM122 236H121V239L119 240V239H116L117 240V242H118V240H119V244H120V246H123L124 244H122L121 242H123V240H122ZM130 238V237H129ZM6 239H9V238H6ZM5 238H4V240H6ZM70 239V238H69ZM76 239V238H75ZM79 239V238H78ZM139 239V241H136V239H134V241H136V243H135V245L137 244V242L138 243H141L140 242V239H141V237H139L138 238ZM0 240L3 242V239H1V237H0ZM14 240V239H13ZM17 240V241H18ZM43 240H47V239H43ZM49 240V242H50V239H48ZM59 240V239H58ZM68 240V239H67ZM77 240V239H76ZM100 240V239H99ZM127 240V239H126ZM0 241V242H1ZM15 241V240H14ZM60 241V240H59ZM65 241V240H64ZM72 241V240H71ZM96 241V242H95ZM109 244V246H108V244L106 243V242ZM112 241V240H111ZM121 241V242H120ZM45 242V241H44ZM113 242V241H112ZM116 242V243H117ZM133 242H131V244L133 243ZM146 242V241H145ZM145 242H144V240H143V243L145 244ZM191 242V241H190ZM16 243V242H15ZM53 243H54V241H53ZM67 243V242H66ZM69 243V242H68ZM71 243V242H70ZM70 243H69V245H70ZM99 243V242H98ZM124 243V242H123ZM143 243H142V246H143ZM149 243V242H148ZM19 244V243H18ZM41 244H43V243H41ZM50 244H51V242H50ZM56 244V243H55ZM60 244V243H59ZM58 244V245H59ZM76 244V243H75ZM122 244V245H121ZM130 244V243H129ZM15 245V244H14ZM52 245V244H51ZM65 245V244H64ZM72 245V244H71ZM74 245V244H73ZM100 245V244H99ZM98 245V246H99ZM114 245H116L115 244V241L113 242V247H115ZM117 245H118V243H117ZM133 245V246H132ZM132 245H130V246H132V248L131 249H133V247H134V244H132ZM139 245V244H138ZM194 245V244H193ZM22 246V245H21ZM37 246V245H36ZM40 246V245H39ZM57 246V245H56ZM62 246V245H61ZM77 246V245H76ZM101 246V245H100ZM119 246V245H118ZM118 246H116V250H117V248H118ZM119 246V247H120ZM127 246V245H126ZM130 246L129 247H127V248H130ZM141 246V245H140ZM140 246H137V247H140ZM147 246H148V244H147ZM147 246H146V244H145V246H143V247H146L147 248ZM150 246V245H149ZM175 246V245H174ZM65 247V246H64ZM96 247V246H95ZM137 247H135L134 248V251H137ZM58 248H59V246H58ZM63 248V247H62ZM62 248H59V249H62ZM70 248V247H69ZM68 248V249H69ZM101 248V247H100ZM99 248V249H100ZM111 248H112V246H111ZM123 248V247H122ZM125 248V247H124ZM145 248V250H147ZM150 248V247H149ZM175 248V247H174ZM70 249H72V247L70 248ZM101 249V250H102ZM141 249H142V247H141ZM141 249H140V251H141ZM4 250V249H3ZM2 250V251H3ZM7 250V249H6ZM6 250H4V252L6 251ZM10 251H11V249H9ZM46 250V249H45ZM44 250V251H45ZM50 250V249H49ZM48 250V251H49ZM56 250H58L57 248H56ZM56 250H55V252H56ZM67 250V249H66ZM66 250L64 249H62V251H63V253H64V251H65V254H60V255H58V251L54 254V253H51L52 255V257H50V258H48V259H46V260H42V262H39V263H35L33 260H31L30 261V263L29 264H83L82 262H81V260L78 258V256L76 255V250L75 249H73L72 251H69V252H67L66 253ZM119 250H121V249H119ZM127 250V249H126ZM139 250V249H138ZM151 250V249H150ZM34 250H32L31 252H33ZM40 251H42V249H40ZM51 251H53L54 252V250H51ZM109 251V250H108ZM115 251V250H114ZM118 251V250H117ZM122 251H123V249H122ZM130 251H132V250H130ZM142 251H144V249L142 250ZM141 251V252H142ZM201 251V250H200ZM222 251V250H221ZM1 252V251H0ZM16 252V251H15ZM35 252H39V251H35ZM61 251L59 250V253H60ZM78 252V251H77ZM149 252V251H148ZM151 252V251H150ZM203 252V251H202ZM207 252H208V250H207ZM2 253V252H1ZM12 253V252H11ZM40 253V252H39ZM42 253H44L43 251H42ZM46 253V252H45ZM112 253L113 252H107V254L108 255H112ZM115 253V252H114ZM113 253V254H114ZM118 253H121V252H119L118 251ZM118 253H116V254H118ZM196 253V252H195ZM204 253V252H203ZM3 254V253H2ZM16 254V253H15ZM47 254H48V252H47ZM99 254V253H98ZM135 254H138L137 256H139L140 254H139V251H137V253H133V252H128L125 256H124V254H122L123 256H124V258H122L121 260L122 261H120V258H119V261H117V262H109L110 264H136L135 262H139L138 264H141L140 262H143V263H146L147 262V264L149 263L148 262V254H147V259H146V254H143V253H141L142 254V256L140 255V257H139V261H137V260H135L134 261V259H136L135 258ZM156 254V253H155ZM5 255H6V252L4 253V257H5ZM9 255V254H8ZM39 255V254H38ZM119 255V254H118ZM152 255H154V254H152ZM196 255V254H195ZM12 256V255H11ZM17 256V255H16ZM26 256V257H25ZM113 256V255H112ZM115 256V255H114ZM136 256V257H137ZM156 256V255H155ZM2 257V256H1ZM20 257V258H21ZM86 257V256H85ZM96 257V256H95ZM117 257H119V256H117ZM162 257V256H161ZM3 258V257H2ZM13 258H15V257H13ZM20 258H19V260H20ZM28 258V257H27ZM36 258V257H35ZM41 258V257H40ZM39 258V259H40ZM83 258V257H82ZM98 258V257H97ZM105 258V257H104ZM151 258V257H150ZM150 258H149V261H150ZM152 258H154V257H152ZM151 258V259H152ZM189 258V257H188ZM233 258V257H232ZM231 258V259H232ZM6 259V258H5ZM4 259V260H5ZM10 259H12V258H10ZM17 259V258H16ZM37 259V258H36ZM95 259V258H94ZM99 260L101 259V258H98ZM111 259V258H110ZM117 260H118V258H116ZM167 259V258H166ZM35 260V259H34ZM95 260H97V259H95ZM111 260H113V259H111ZM157 260V259H156ZM156 260H155V258H154V260H153V262L155 263V264H160L159 262L160 261H158V263H156ZM185 260H187V259H185ZM230 260V259H229ZM239 260V259H238ZM18 261V260H17ZM26 261V260H25ZM37 261V260H36ZM85 261V260H84ZM98 261V260H97ZM106 261V260H105ZM115 261V260H114ZM152 261V260H151ZM164 261V260H163ZM199 261V260H198ZM232 261V260H231ZM230 261V262H231ZM240 261V260H239ZM238 261V262H239ZM8 262V261H7ZM12 263V262H11ZM20 263V262H19ZM21 263H23V262H21ZM26 263V262H25ZM25 263H23V264H25ZM96 263V262H95ZM97 263H99V262H97ZM102 263V262H101ZM106 264H107V261L105 262ZM142 263V264H143ZM166 263V262H165ZM223 263V262H222ZM237 263V262H236ZM0 264H5V262L4 263H2V262H0ZM85 264V263H84ZM149 264H153V263H149ZM199 264V263H198Z\"/></svg>",
    "mask_w": 264,
    "mask_h": 264
},
{
    "label": "crops",
    "instance_id": "3",
    "mask_svg": "<svg viewBox=\"0 0 264 264\" xmlns=\"http://www.w3.org/2000/svg\"><path fill=\"white\" fill-rule=\"evenodd\" d=\"M67 5L79 6L80 0H32L30 3L0 0V43L8 36L25 51L43 53L53 43L62 10ZM0 73L4 78L9 76L2 64Z\"/></svg>",
    "mask_w": 264,
    "mask_h": 264
},
{
    "label": "built area",
    "instance_id": "4",
    "mask_svg": "<svg viewBox=\"0 0 264 264\" xmlns=\"http://www.w3.org/2000/svg\"><path fill=\"white\" fill-rule=\"evenodd\" d=\"M22 3H30L32 0H18ZM90 1L80 0V5H67L61 13L59 27L65 31L70 29L77 23L83 21L88 14V8ZM34 22H39L38 19H34ZM0 63L7 68L9 71L8 78H4L0 73V83H5L11 76H19V73L27 66L31 65L30 68H34L36 62L30 60L29 55L22 48L16 46L11 39L8 37L4 38L0 43ZM32 69L33 71L39 69L41 65Z\"/></svg>",
    "mask_w": 264,
    "mask_h": 264
}]
</instances>
